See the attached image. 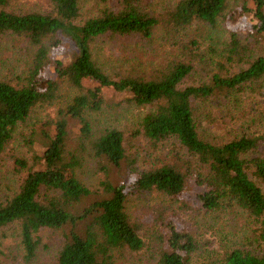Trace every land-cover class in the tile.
<instances>
[{
    "label": "trees",
    "instance_id": "16d2710c",
    "mask_svg": "<svg viewBox=\"0 0 264 264\" xmlns=\"http://www.w3.org/2000/svg\"><path fill=\"white\" fill-rule=\"evenodd\" d=\"M94 1V14L82 18L81 0H47L48 10L26 12L8 9L10 0H0V36L26 42L18 71L0 72V163L34 108L58 100L63 86L73 89L56 103L51 119L30 133V163L12 157L14 168L25 174L0 199V230L17 227L25 260L35 256L37 233L48 228L62 236L55 264H118L124 254L149 247L146 262L133 264H193L198 219L217 222L236 213L244 224L233 235L238 242L229 243L216 259L264 264V130L218 142L206 137L200 119L206 99L254 90L264 79V0H172L161 15L150 0ZM220 23L227 24L225 34L211 37L206 48L211 57L204 60L201 40L191 32L203 25L217 29ZM159 31L167 45L178 32L183 38L190 32L193 39L167 48L154 64L137 59L117 77L96 52L100 40L150 43ZM63 43L72 48L61 58L57 51ZM106 90L117 97L115 106L143 110L135 117L132 137L156 150L157 144L172 142L156 164L129 159L119 128L93 129L91 115L101 111ZM85 154L97 159L102 175L95 188L79 173ZM125 165L129 180L115 181ZM192 183L199 205L192 225L171 205L153 213V239L145 243L142 225L128 210L127 192L163 193L176 203ZM216 232L228 233L223 226Z\"/></svg>",
    "mask_w": 264,
    "mask_h": 264
},
{
    "label": "rangeland",
    "instance_id": "374dc122",
    "mask_svg": "<svg viewBox=\"0 0 264 264\" xmlns=\"http://www.w3.org/2000/svg\"><path fill=\"white\" fill-rule=\"evenodd\" d=\"M236 0H231L235 3ZM172 0H150V7L161 15ZM239 0H237V3ZM235 5V4H233ZM81 17L86 18L94 14L97 7L94 0H81L79 3ZM47 0H10L8 9L15 11H46L49 9ZM242 26L243 23H238ZM227 24L224 23L219 28L202 26L201 31L198 28L196 33L191 34L194 38H199V48L202 51L204 60H209L211 55L206 50L208 44L213 43L219 33L225 34ZM233 26H230V29ZM161 32L164 31L161 29ZM155 34L153 41L137 43L132 38H115L113 40H100L97 45V54H100L106 62L107 71L117 77L118 73H122L126 69H130L131 65L139 62L143 65L156 63L162 58V54L167 48L181 47L182 45L191 43L190 32H186V38H183L181 32L174 35V42L167 45L166 36ZM172 42V41H171ZM194 46V45H192ZM26 42L23 39L10 38L8 36H0V72L15 73L18 68L25 62ZM58 50L59 57L67 54L71 45L63 43ZM207 56V58H205ZM138 59V60H137ZM203 60V59H200ZM17 68V69H16ZM260 86L254 90H245L240 94H229L228 97H222L223 93L206 99L200 103V119L203 123L205 135L210 140L218 142L227 141L240 133H251L253 131L264 130V79L259 81ZM59 99L53 101L49 105L43 104L34 108L29 119L22 125L18 126L14 132L13 139L6 146L0 163V199L5 195H9L17 188L19 181L24 176L25 171L18 172L12 164V157H20L30 163L32 155V146H30V133L38 128V126L49 121L56 112V103L66 100V96L73 93V89L63 86L59 89ZM221 95V96H220ZM103 107L100 112L92 113L91 123L93 129L102 127H117L122 130L126 139L127 155L129 159L137 158L136 165L141 162L147 164H156L163 153L172 149V142L157 144V150L146 145L145 141L140 138L132 137V132L136 129L135 117L143 112V110L127 107L126 105L115 106L113 93L110 90L102 92ZM135 166V164H134ZM124 166L119 172L114 174L115 181L126 183L129 180L128 169ZM80 174L86 184L91 188H95L102 179L101 173L97 169V159L85 154ZM264 189V188H263ZM198 188L192 184L181 196L180 202L171 203L163 193L158 192H127V206L132 217L142 225L141 233L145 243L152 241L153 230L155 228L153 213L164 212L172 205V209L179 208L183 213L181 217L188 225H192L191 214L197 211L198 203L196 201V193ZM182 202H185L182 204ZM178 206V207H177ZM236 214V213H235ZM235 214L227 213L223 215L217 222L208 219L199 218L194 227L197 234L198 249L193 256V264H221L216 259L228 247L229 243L236 242L233 235L240 231L244 226L242 216H234ZM224 227L227 235H219L216 229ZM39 242L37 245L35 256L31 260H25L21 254V246L19 244L18 229L15 225L0 230V264H55L56 255L61 247L62 236L61 231L43 228L37 233ZM238 242V240H237ZM236 242V243H237ZM149 243L147 246H151ZM152 247L142 249L138 254H124L119 258L118 264H133L135 262L144 263L152 251Z\"/></svg>",
    "mask_w": 264,
    "mask_h": 264
}]
</instances>
